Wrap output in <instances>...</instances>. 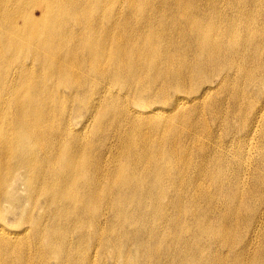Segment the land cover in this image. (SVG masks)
<instances>
[{
  "label": "bare ground",
  "instance_id": "6f19581e",
  "mask_svg": "<svg viewBox=\"0 0 264 264\" xmlns=\"http://www.w3.org/2000/svg\"><path fill=\"white\" fill-rule=\"evenodd\" d=\"M252 29L264 33V0H0V264H45L40 250L34 255L24 252L25 235L46 237L55 218L50 205L60 198L87 202L92 207L88 212L97 215L103 200L108 199L112 208L122 200L130 210L129 200L153 197L141 188L142 182L134 184V154L129 151L122 156L127 165L110 170L97 164L95 181L87 182L82 168L86 149L77 140L69 142L68 120L61 128L54 126L55 112L61 107L76 112L91 81H96L97 99L90 106V118H100L107 94L126 110L131 104L145 105L153 93L171 111L187 105L189 98L176 94L182 87L199 84L206 75L226 83L230 73L247 68L249 54L237 45ZM247 39L258 50L263 48L255 33ZM260 61L254 56L253 64ZM258 74L246 78L251 86L263 85ZM144 139L148 150L159 146L151 143L149 135ZM137 162L140 167L142 162ZM129 184H134L132 190ZM43 196H52L45 206ZM40 212L50 213L49 221ZM16 215L19 220L25 216L28 225L24 223L27 229L20 225L19 233L7 223Z\"/></svg>",
  "mask_w": 264,
  "mask_h": 264
},
{
  "label": "rangeland",
  "instance_id": "374dc122",
  "mask_svg": "<svg viewBox=\"0 0 264 264\" xmlns=\"http://www.w3.org/2000/svg\"><path fill=\"white\" fill-rule=\"evenodd\" d=\"M34 14L39 16L37 10ZM253 31L246 32V40L237 45L238 50L249 54L247 68L230 73L226 83L206 75L199 84L182 87L177 96L189 99L174 112L154 93L145 105L129 104L128 110L120 102H112L113 95L107 94L100 118H90V106L97 99L96 81H91L82 98L86 102L76 112L62 107L55 112L54 126L61 128L68 120L69 142L77 140L86 149L82 168L87 182L93 184L98 175L95 165L113 170L126 163L122 156L129 151L134 154V184L142 182L141 188L146 187L153 197L129 200L128 204H133L130 210L122 200L115 208L109 206L108 199L103 200L97 215L88 212L92 207L87 202L60 198L50 205L55 215L52 230L44 238L28 232L24 252L34 255L40 250L45 264H264V33L254 31L263 42L258 50L256 43L247 41ZM257 55L261 57L258 66L253 64ZM252 74L263 76L262 86L247 82ZM203 88L210 90L203 95ZM141 104L147 107L145 111ZM155 109L157 115L149 113ZM145 135L150 136L151 143H159L157 149H147ZM137 160L143 167L136 166ZM133 185L129 184L131 190ZM71 194L79 199L78 193ZM50 198L43 196L41 204L45 206ZM84 210L87 213L78 216ZM41 213L46 221L51 218L50 213ZM15 217L7 220L12 231L28 228L25 216L21 220Z\"/></svg>",
  "mask_w": 264,
  "mask_h": 264
}]
</instances>
